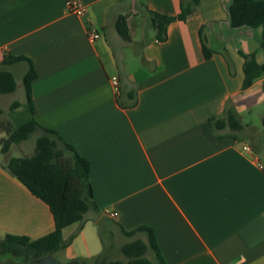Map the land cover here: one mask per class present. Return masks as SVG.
<instances>
[{
    "label": "crops",
    "instance_id": "1",
    "mask_svg": "<svg viewBox=\"0 0 264 264\" xmlns=\"http://www.w3.org/2000/svg\"><path fill=\"white\" fill-rule=\"evenodd\" d=\"M67 1L0 0V69L16 66L24 77L27 60L2 62L10 55L32 62L34 117L91 164L98 208L64 228L62 249L72 258L97 256L105 251L97 227L106 224L113 235H138L122 252L135 239L148 241L145 231L128 235L147 226L165 264H264V73L243 89L242 56L264 63V26L234 28L232 0H200L159 41L151 11L176 16L181 0H81L83 16L69 12ZM120 16L129 40L117 31ZM201 28L214 51L209 58ZM12 106L7 121L30 119L27 103ZM258 108L261 130L243 120ZM228 109L244 127L219 137L209 120ZM13 145L6 153L0 146V239L39 238L54 229V217L7 169L20 157L11 155ZM111 211L117 216L108 217Z\"/></svg>",
    "mask_w": 264,
    "mask_h": 264
},
{
    "label": "trees",
    "instance_id": "2",
    "mask_svg": "<svg viewBox=\"0 0 264 264\" xmlns=\"http://www.w3.org/2000/svg\"><path fill=\"white\" fill-rule=\"evenodd\" d=\"M199 1L181 0L180 12L176 16L151 11V23L156 29V38L159 41H165L168 25L176 20L185 21L189 15L195 12ZM229 14L231 25L234 28L264 26V0H232ZM116 28L124 39H130L125 16H120L117 19ZM200 37L204 56L209 58L214 51L205 42L203 28L200 29ZM221 53L228 62L230 73L233 74L234 66L229 52L227 49H222ZM242 56L245 59L243 89H247L264 73V63H258L254 53H242ZM24 60L30 64L29 70L23 77V83L31 117L19 126H14L7 120L0 121V126L7 133L1 151L8 152L13 144L27 140L37 129L41 130V135L36 139L34 154L25 157H11L7 163V169L35 196L49 205L55 227L50 233L35 239L24 235L7 234L0 239V256L9 253L28 262L31 259L38 260L49 253L54 254L62 249L65 245L64 228L82 223L85 214L98 207L93 197L89 160L81 156L74 146L58 132L42 126L34 117L31 83L37 77V73L32 62L22 55H10L6 56L2 63L7 65ZM16 87L17 82L14 74L6 69H0V93L13 92ZM129 97L131 99L130 106L136 105L138 102L136 92H130ZM119 102L123 104L120 100ZM18 105L19 102H16L12 107ZM209 123L212 132L219 137L235 136L236 132L241 131L244 127L230 109L220 116L212 117ZM139 231L148 233V241L135 239L124 244L122 252L127 258L126 261L108 259L103 251L91 261L83 259L82 264H152L146 257L148 248L154 251L157 264H165V259L151 228L141 226L128 232V235H134Z\"/></svg>",
    "mask_w": 264,
    "mask_h": 264
},
{
    "label": "rangeland",
    "instance_id": "3",
    "mask_svg": "<svg viewBox=\"0 0 264 264\" xmlns=\"http://www.w3.org/2000/svg\"><path fill=\"white\" fill-rule=\"evenodd\" d=\"M150 24V23H149ZM148 30H151L148 28ZM8 71H11L16 79L17 87L15 91L10 93H0V121H6L8 116L10 115L11 105L16 102L26 104V92L25 86L23 83V72L19 67L8 66L5 68ZM262 118H263V111L261 108L255 109L250 113L243 114V120L248 122L250 125H253L256 129L261 130L263 127L262 125ZM1 127V126H0ZM2 128V127H1ZM3 129V128H2ZM4 130V129H3ZM5 132L0 129V146H2L3 138L5 136ZM41 130H36L27 140L22 141L19 144H14L11 149L12 156H31L35 152V144L36 139L39 135H41ZM0 157L4 158L0 154ZM97 234H101L103 236V243L105 245V253L108 259L111 260H123L126 261L127 258L121 252V245L124 242L129 241L130 239H134L138 237L128 238L121 234L113 235L110 229L107 227L106 224H101L97 227ZM81 253V250H78ZM54 258L59 264H82L83 260L81 257L72 258L69 254V251L65 249H60L58 252L54 253ZM146 257L152 262V264H156L157 258L154 251L151 248H148L146 252ZM94 257L87 258V260H93ZM36 263V259H31L28 262L23 260L22 258H17L12 254H4L0 256V264H30Z\"/></svg>",
    "mask_w": 264,
    "mask_h": 264
},
{
    "label": "built area",
    "instance_id": "4",
    "mask_svg": "<svg viewBox=\"0 0 264 264\" xmlns=\"http://www.w3.org/2000/svg\"><path fill=\"white\" fill-rule=\"evenodd\" d=\"M66 5H67V10L69 12H72L78 16H83L87 12V6L81 0H68ZM99 36H100V34L97 32L91 33V37H93V38H98ZM112 81L116 86L119 85V80L116 76L112 77ZM244 148L248 149V147H246V146ZM107 216L111 217V218L116 217L117 212H115V211L108 212Z\"/></svg>",
    "mask_w": 264,
    "mask_h": 264
},
{
    "label": "water",
    "instance_id": "5",
    "mask_svg": "<svg viewBox=\"0 0 264 264\" xmlns=\"http://www.w3.org/2000/svg\"><path fill=\"white\" fill-rule=\"evenodd\" d=\"M33 264H59L54 258L53 253H49L37 260V262Z\"/></svg>",
    "mask_w": 264,
    "mask_h": 264
},
{
    "label": "flooded vegetation",
    "instance_id": "6",
    "mask_svg": "<svg viewBox=\"0 0 264 264\" xmlns=\"http://www.w3.org/2000/svg\"><path fill=\"white\" fill-rule=\"evenodd\" d=\"M33 264V263H32Z\"/></svg>",
    "mask_w": 264,
    "mask_h": 264
}]
</instances>
